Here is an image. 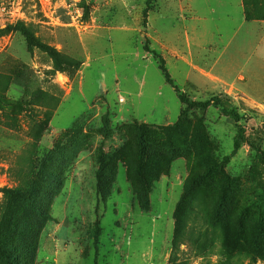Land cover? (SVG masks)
<instances>
[{
	"label": "rangeland",
	"instance_id": "obj_1",
	"mask_svg": "<svg viewBox=\"0 0 264 264\" xmlns=\"http://www.w3.org/2000/svg\"><path fill=\"white\" fill-rule=\"evenodd\" d=\"M20 21L64 69L2 32ZM188 187L179 261L264 264V21L244 0H0V264H167Z\"/></svg>",
	"mask_w": 264,
	"mask_h": 264
},
{
	"label": "trees",
	"instance_id": "obj_2",
	"mask_svg": "<svg viewBox=\"0 0 264 264\" xmlns=\"http://www.w3.org/2000/svg\"><path fill=\"white\" fill-rule=\"evenodd\" d=\"M244 11H245V19L247 21H253V20H259V21H264V0L262 2V4H253L251 3L250 0H244ZM10 30H16V31H20L22 32L26 39H27V44H28V49L30 51H33L34 48H39L42 51L46 52L52 59L54 62V65L56 67V69L62 70L64 69L63 66V59H62V55L59 51H57L55 48H53L52 46L44 43L43 41H41L40 39H38L37 37H35L34 32L22 21L18 22L16 25H11L9 26L7 29H2V32H6V31H10ZM155 52V51H154ZM156 56L159 58L160 60V67L163 70L166 80L170 83L173 84V81L171 79V76L167 70V67L165 65V60L163 59V57L156 53ZM181 100L182 103L186 106H190V107H201V108H208L210 106H215V107H222L224 109L225 112L228 113V115H231L237 122L240 121V114L237 112L236 108H231L229 109L226 105H224L222 102L220 101H216L213 99L210 100H206V101H192L190 100L187 96L185 95H181ZM238 125V124H237ZM239 126V133L236 136L235 142H234V149L232 151V153L226 157L225 161L227 162L229 160L230 157H232L233 155H235L238 150L241 148L242 144L244 142H246V136H245V132L242 129V127ZM144 134H146L145 130L143 131ZM57 150L59 154L63 153V149L60 145L57 146ZM141 179V184L139 187V207L141 210L145 211L148 210L149 208V191H150V183L147 180L145 175H141L140 176ZM229 180H231L229 178ZM35 184V182H33V185ZM33 185L29 184L27 186V188L31 189V191L33 192ZM191 188L188 187V189H186V191L183 194V197L179 203V208L177 211L176 216L178 217L177 220V226H176V232L173 238V255L172 258L170 260V262H168L167 264H188L187 261H179V257L177 255V251L180 250V247L183 244H186L187 241H196V238H199V235L197 232L192 230V227L188 229V220L187 216H184L182 214V210H183V205L186 202L188 197H191ZM19 196H22L23 193L18 192ZM36 203V200L34 201ZM192 209L193 205L191 206ZM259 208V210L261 212H263V218H264V207L262 206V204L260 206H257ZM40 223V220L37 221L36 224ZM31 226V229L33 230L35 225ZM99 231V229H98ZM195 239V240H194ZM37 244L35 235L34 238L32 240V245L33 247ZM201 244V243H200ZM6 264H28V261H13L11 259H7ZM223 264V263H221ZM226 264H231L230 262H227Z\"/></svg>",
	"mask_w": 264,
	"mask_h": 264
},
{
	"label": "crops",
	"instance_id": "obj_3",
	"mask_svg": "<svg viewBox=\"0 0 264 264\" xmlns=\"http://www.w3.org/2000/svg\"><path fill=\"white\" fill-rule=\"evenodd\" d=\"M245 21H247L246 19H245ZM248 22V21H247ZM203 53V52H202Z\"/></svg>",
	"mask_w": 264,
	"mask_h": 264
}]
</instances>
